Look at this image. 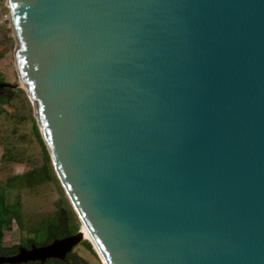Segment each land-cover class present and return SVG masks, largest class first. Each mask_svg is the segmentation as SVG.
Here are the masks:
<instances>
[{
	"label": "water",
	"instance_id": "water-1",
	"mask_svg": "<svg viewBox=\"0 0 264 264\" xmlns=\"http://www.w3.org/2000/svg\"><path fill=\"white\" fill-rule=\"evenodd\" d=\"M8 6L18 82L102 263L264 264V0Z\"/></svg>",
	"mask_w": 264,
	"mask_h": 264
},
{
	"label": "rangeland",
	"instance_id": "rangeland-1",
	"mask_svg": "<svg viewBox=\"0 0 264 264\" xmlns=\"http://www.w3.org/2000/svg\"><path fill=\"white\" fill-rule=\"evenodd\" d=\"M14 48L10 23L5 21L0 25V82L18 85ZM1 198V248H16L27 242L44 244L66 231L75 233L82 226L57 178L33 103L18 86L5 88L0 95ZM84 241L74 253L88 264H103L90 242Z\"/></svg>",
	"mask_w": 264,
	"mask_h": 264
},
{
	"label": "flooded vegetation",
	"instance_id": "flooded-vegetation-1",
	"mask_svg": "<svg viewBox=\"0 0 264 264\" xmlns=\"http://www.w3.org/2000/svg\"><path fill=\"white\" fill-rule=\"evenodd\" d=\"M2 90H4V88ZM75 233L66 231L64 233V235L54 236L50 241H48V242H46L44 244H36V243H33V242H30L28 244V242H27L25 245L16 246V248H12V247L1 248L0 247V257H9V256L16 255L18 253L20 247H24L26 249H30L31 245H33V244L35 246H38V247L39 246L48 245V244L52 243L55 239H61V238H64V237H68V236H71V235H73ZM83 242H85V241H83ZM83 242H81V243H83ZM80 244H78V245H80ZM75 248H76V246L72 248V250L65 256V258L63 260H60V259H48L43 264H48V263L49 264H88L87 262H85L83 260H80V256L74 253V249ZM84 248H85V250L87 252L91 253V250H90L89 247L88 248L84 247ZM26 264H42V263L37 261V262H28Z\"/></svg>",
	"mask_w": 264,
	"mask_h": 264
},
{
	"label": "built area",
	"instance_id": "built-area-1",
	"mask_svg": "<svg viewBox=\"0 0 264 264\" xmlns=\"http://www.w3.org/2000/svg\"><path fill=\"white\" fill-rule=\"evenodd\" d=\"M2 11L6 13L0 16V25L5 21L10 23L8 0H0V14H2Z\"/></svg>",
	"mask_w": 264,
	"mask_h": 264
},
{
	"label": "trees",
	"instance_id": "trees-1",
	"mask_svg": "<svg viewBox=\"0 0 264 264\" xmlns=\"http://www.w3.org/2000/svg\"><path fill=\"white\" fill-rule=\"evenodd\" d=\"M46 155V158L48 157V155L47 154H45ZM46 174V177H48V173L46 172L45 173ZM0 209L2 210L3 209V199L1 198L0 199ZM3 224H4V219H3V217L1 216V213H0V240H1V238H2V227H3Z\"/></svg>",
	"mask_w": 264,
	"mask_h": 264
},
{
	"label": "bare ground",
	"instance_id": "bare-ground-1",
	"mask_svg": "<svg viewBox=\"0 0 264 264\" xmlns=\"http://www.w3.org/2000/svg\"><path fill=\"white\" fill-rule=\"evenodd\" d=\"M18 87H21V88L23 89V86L21 85L20 82H18ZM53 167H54V166H53ZM54 170H55V168H54ZM55 172H56L57 178H58V180H59V176H58V174H57V171H55ZM80 230L83 232L84 239L90 241L89 234L87 233L85 227L81 226Z\"/></svg>",
	"mask_w": 264,
	"mask_h": 264
}]
</instances>
